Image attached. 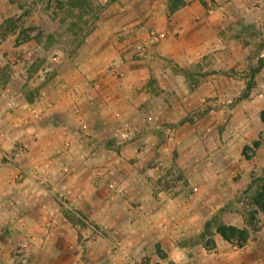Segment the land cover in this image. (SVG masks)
I'll list each match as a JSON object with an SVG mask.
<instances>
[{
  "label": "crops",
  "instance_id": "crops-1",
  "mask_svg": "<svg viewBox=\"0 0 264 264\" xmlns=\"http://www.w3.org/2000/svg\"><path fill=\"white\" fill-rule=\"evenodd\" d=\"M185 1L170 14L168 0H94V29L41 91L0 75V264H120V250L134 263L264 264V224L232 210L248 142L220 128L239 112L220 105L247 59L222 31L234 19L264 31V0ZM15 10L0 0V24ZM151 29L169 35L150 48ZM166 60L208 74L188 90ZM217 218L246 240L203 236Z\"/></svg>",
  "mask_w": 264,
  "mask_h": 264
},
{
  "label": "rangeland",
  "instance_id": "rangeland-1",
  "mask_svg": "<svg viewBox=\"0 0 264 264\" xmlns=\"http://www.w3.org/2000/svg\"><path fill=\"white\" fill-rule=\"evenodd\" d=\"M11 1L15 4L16 10L12 17L0 24V75L1 79H4L13 89L18 86L19 89L22 86H35L45 69H49L45 79H54L58 73L57 70H60L68 59L75 56L76 50L82 45L84 34L94 29L95 19L105 9L104 6L94 3V0ZM172 1L177 2V0ZM181 1L184 2V5L186 4L185 0ZM208 8L206 9L208 10ZM239 10L240 8H235L234 11L236 13ZM234 11L233 14H235ZM175 12L169 11L170 14ZM178 30L174 33L175 38L180 35ZM151 31L156 32L157 30L151 29L147 34L148 38L144 41V45L150 48L160 44V40L169 35L158 30V33L164 34V37L156 43H150ZM223 32L224 39L236 41L239 45L247 48V59L244 66L240 70L232 71V76L240 81L243 80L244 83L237 86L236 95L231 97L228 104L220 105V108L226 112L238 106L237 111L239 112L221 115V121L225 123V126L224 124L220 125V128L229 127L244 137L248 143L244 144L242 155L246 161L252 163H249L252 165L251 173L248 177L246 176L244 183H240L243 184L242 189L232 204V210L238 212L242 221L244 220V224L252 229H257L260 223L264 224L263 208H260L261 202L257 201L262 194L261 183L264 180V125L259 120L264 109V71H259L255 75L254 71L258 68L262 70L264 66V57H261L264 52V31L259 25L248 23L242 19H234L230 24L226 23ZM56 57H59V62L54 60ZM166 62L176 73L189 81L188 90L194 89V85H197L200 78L208 74L207 72L202 73L197 66L184 69L178 68L176 65L174 67L170 60H166ZM20 76L23 77L21 80L18 79ZM27 82L33 85H29ZM44 86L37 85L33 88L41 91ZM210 105L208 102L204 104L205 112L209 111ZM248 172H250L249 169H247V174ZM221 226L231 227L217 218L210 223L203 236H212V231H216ZM238 230L246 232L248 237L246 229ZM229 236L232 238L231 241L238 244L245 241L233 238L230 234ZM117 247L112 246V252H118ZM126 254L128 255V253ZM143 258L138 259L136 263L125 258L127 260L120 264H149ZM96 260L100 261V258L97 257ZM110 264H119V262L112 259Z\"/></svg>",
  "mask_w": 264,
  "mask_h": 264
},
{
  "label": "trees",
  "instance_id": "trees-1",
  "mask_svg": "<svg viewBox=\"0 0 264 264\" xmlns=\"http://www.w3.org/2000/svg\"><path fill=\"white\" fill-rule=\"evenodd\" d=\"M184 6V2L181 1V0H177V2L175 1H172V0H168V9L170 12H175L176 10H178V8H181ZM263 49H264V46H263ZM260 71V68L256 69L254 71V75L257 74L258 72ZM260 119L262 121V123L264 124V109L263 111L261 112L260 114ZM257 146V145H256ZM261 192L262 194H260L259 196V199L257 200L258 203H260V208L263 210V214H264V180H262V183H261ZM211 222H208L205 226V230L208 229L209 225H210ZM205 232V231H204ZM216 232L224 239L226 240L227 242H231L232 238L229 236V234L231 236H233V238H238L239 240H246L247 238V234L243 233L242 230H238L234 227H224V226H221L220 228H217ZM205 235V233H204Z\"/></svg>",
  "mask_w": 264,
  "mask_h": 264
},
{
  "label": "built area",
  "instance_id": "built-area-1",
  "mask_svg": "<svg viewBox=\"0 0 264 264\" xmlns=\"http://www.w3.org/2000/svg\"><path fill=\"white\" fill-rule=\"evenodd\" d=\"M164 36L163 34H160L158 32H155V31H151L150 32V35H149V38H150V43H156L158 42L160 39H162ZM23 77L20 76L18 79L21 80ZM120 253L125 257L127 258L128 260L130 259L129 256L126 254L125 251H122L120 250Z\"/></svg>",
  "mask_w": 264,
  "mask_h": 264
}]
</instances>
